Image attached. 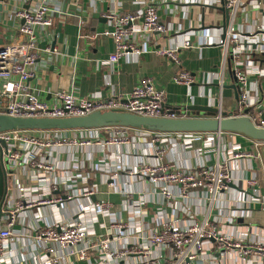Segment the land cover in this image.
<instances>
[{
  "label": "crops",
  "instance_id": "crops-1",
  "mask_svg": "<svg viewBox=\"0 0 264 264\" xmlns=\"http://www.w3.org/2000/svg\"><path fill=\"white\" fill-rule=\"evenodd\" d=\"M60 9L51 28L39 31L38 60L35 78L29 85L40 100L53 102L60 92H71L86 98L99 94L123 99L145 79H151L157 89L165 92L164 111L186 116V107L201 106L219 110L230 117L241 115L240 87L231 63L222 72L223 48L220 38L225 36L228 22L225 0H50ZM37 0H10L7 12H0V48L11 43L18 33L13 18L17 9H32ZM154 4L167 33L157 47H182L189 41L190 49L179 52L180 64L154 52L141 56H126L116 64L108 58L115 51L110 33L113 27L105 19L111 10L120 14L136 13L145 5ZM264 0L247 3L237 19V28L248 34L255 25L264 28ZM229 21V19H228ZM47 48L56 53H47ZM260 67L264 63L260 62ZM180 72H189L195 82L176 84L173 79ZM252 111L264 110V77L250 76ZM247 111V110H246ZM191 117L207 118V112H192ZM217 116V115H216ZM105 128L68 131H29L28 135L50 139L62 134L78 142L91 140L90 146L62 145L41 150V157L55 165L54 172L42 173L31 166L20 167L10 179V202L7 212L23 196L56 198L60 202L35 204L23 210L13 228L7 245L5 262L0 264H37L46 254V245L38 233L59 222L82 218L89 230V239H109L114 248L147 244L153 230L167 223L185 227L206 218L227 236L248 245L264 243V145L238 133H154L145 129L128 128L129 141L108 145ZM160 142H153V136ZM103 141L102 144L97 142ZM165 149L163 162L167 170L196 169L227 161L233 184L219 193L211 204L198 189L181 196L177 185H168L175 197L166 199L162 186L152 183L148 176L135 172L143 165L161 162L158 149ZM248 156L234 158V153ZM256 178L257 191L247 185ZM60 189L55 190L59 187ZM94 191L87 196L85 190ZM70 196V198H68ZM28 199V198H27ZM109 203L108 211L95 209V204ZM7 214V213H6ZM116 223L121 226L114 227ZM5 222L1 224L3 227ZM216 245V244H215ZM214 242L207 244L211 252H204L196 264H257L255 256L239 251L216 250ZM154 255L168 256L170 250ZM62 264H106L99 253L89 252L87 261H79L59 250ZM140 255H131L118 264L139 263Z\"/></svg>",
  "mask_w": 264,
  "mask_h": 264
},
{
  "label": "built area",
  "instance_id": "built-area-1",
  "mask_svg": "<svg viewBox=\"0 0 264 264\" xmlns=\"http://www.w3.org/2000/svg\"><path fill=\"white\" fill-rule=\"evenodd\" d=\"M37 1V5L32 9L22 8L13 12V18L18 23L15 30L18 36L11 43L0 48V115L16 118H71L85 117L97 111H116L148 118H181L175 112L164 111L165 92L157 89L151 79L143 80L126 100L114 97L104 100L99 94L80 98L66 91L56 94L53 102L40 100L29 85L30 80L36 76L34 66L38 60V32L51 28L53 19L58 14L62 15V12L51 5L50 0ZM252 2L255 0H225V8L229 11V22L225 36L220 38L218 43L223 48L222 72L225 71L227 64L231 63L240 87V100L245 111L241 110L239 116H248L256 127L264 129V110L252 111L255 104L249 94L250 76L264 77V67H260V62L264 63V28L255 25L248 34H243L237 28V19L241 10L247 3ZM104 17L113 27L110 35L115 51L108 58L109 64H116L126 56L138 57L150 52L180 64L179 52L182 49L192 48L189 41L182 47H157L159 39L167 33V30L161 23L158 9L154 4L145 5L136 13L120 14L116 10H111ZM45 52L57 51L55 48L54 50L47 48ZM173 81L187 86L195 82L189 72H180ZM105 129L108 130V145L124 144L129 141L128 127H105ZM28 132L13 130L0 133V146L3 144L7 146L6 150L4 148L3 150L13 172L11 177L24 165L38 168L42 171L40 176L43 177L46 176L45 172H54L55 165L40 156L44 148L92 144L91 140L84 139L78 142L62 134L50 139H40L28 135ZM159 139L157 135L152 137L153 142H160ZM97 143L102 144L103 141ZM256 144L264 145L259 142ZM165 152V149L160 147L157 153L161 162L156 165H143L131 173L148 176L153 184L162 186V195L168 200L175 198L167 187L171 184L179 186L183 198H187L191 191L200 189L209 198L211 204L216 201L220 192L227 190L233 184L227 161H219L211 167L167 170L163 162ZM245 156L248 154L239 152L233 155L234 158ZM247 185L258 194L256 178L248 179ZM57 189H60V185L55 188ZM84 194L90 196L94 191L87 189ZM20 200L9 212H6L7 214L5 213L0 223V262H5L7 245L13 236L14 225L23 210L35 204L61 201L41 195L31 197L26 191L23 192ZM110 206L109 203L95 204V209L103 212L108 211ZM3 222L6 225L2 227ZM121 225L116 223L114 227ZM89 234L82 218L59 222L53 227L42 229L37 238L45 243L46 254L37 264H62L59 250L66 251L69 256H74L82 262L89 259V252L92 251L99 253L100 260L106 264L124 262L134 254L142 258L141 262L134 264H196L204 252H211L210 248H207L210 242L216 244L218 252L239 251L245 258L255 256L257 264H264V243L255 242L245 245L241 240L227 236L219 227H213L208 218L185 227L167 223L161 229L150 233L147 244L124 249L112 247L108 238L91 240ZM165 249L170 250L168 256H162L161 253L158 256L154 255V250L160 252Z\"/></svg>",
  "mask_w": 264,
  "mask_h": 264
},
{
  "label": "water",
  "instance_id": "water-1",
  "mask_svg": "<svg viewBox=\"0 0 264 264\" xmlns=\"http://www.w3.org/2000/svg\"><path fill=\"white\" fill-rule=\"evenodd\" d=\"M10 0H0V12L8 11ZM227 22L229 11L225 9ZM192 112H207L209 117H191ZM217 115V116H216ZM186 116L178 119L148 118L131 113L116 111H97L85 117L71 118H16L0 115V133L13 130L21 131H68L105 127H128L145 129L154 133H221L242 134L264 144V129L256 127L248 116L230 117L226 113L209 107L188 106ZM0 146V223L7 212L10 202L9 184L12 176L10 164Z\"/></svg>",
  "mask_w": 264,
  "mask_h": 264
}]
</instances>
